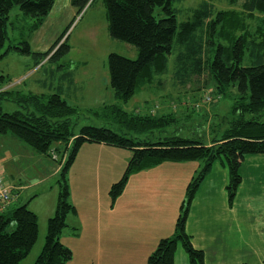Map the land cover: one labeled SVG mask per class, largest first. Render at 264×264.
<instances>
[{"label":"trees","instance_id":"trees-1","mask_svg":"<svg viewBox=\"0 0 264 264\" xmlns=\"http://www.w3.org/2000/svg\"><path fill=\"white\" fill-rule=\"evenodd\" d=\"M90 1L71 0V3L81 12ZM242 1L243 12L263 16L256 37L230 31L227 13L226 22L225 16L213 17L209 3H202L185 21L179 8L183 0H103L110 37L137 49L136 58L109 54V83L116 102L104 104L100 110L89 109L96 116H106L104 120L110 126L84 125L76 131L78 123L74 118L79 109L69 104L62 89L34 95L0 85V136L11 135L61 166L56 209L48 220L43 248L32 264H70L72 250L60 239L69 227L68 216L76 213L70 201L68 173L84 143L131 151L123 176L110 189L113 202L124 192L134 173L164 162H198L199 169L186 189L173 235L159 241L147 264H175L179 244L190 264H205L203 251L194 247L186 231L190 206L200 184L213 164L221 162L230 175L227 189L231 205L242 182L240 168L245 157L264 155V122L260 120L264 115V0ZM54 4L55 0H0V59L17 51L34 56L38 66L47 58L52 60L70 52L68 39L54 47L66 36L68 28L49 51H32L30 41ZM16 6L22 16L12 18L10 13ZM10 26L17 31L16 43L3 51ZM247 53L250 64L244 65ZM172 57H175L176 85L186 86L207 73L219 88L237 90L235 96H230V112L220 122L226 127L219 126L217 137L210 143L205 137L176 133L179 120L173 111L168 114L127 111L118 102L128 103L147 89L160 88V78L168 71ZM60 80L75 85L72 71L62 74ZM4 100L14 102L20 109L4 111ZM173 129L175 132L171 133ZM59 144L65 146L63 153L55 148ZM57 153L63 154L61 160L55 156ZM15 204L0 212V264H22L38 239L37 215L27 205Z\"/></svg>","mask_w":264,"mask_h":264},{"label":"crops","instance_id":"crops-1","mask_svg":"<svg viewBox=\"0 0 264 264\" xmlns=\"http://www.w3.org/2000/svg\"><path fill=\"white\" fill-rule=\"evenodd\" d=\"M76 12L78 9L71 0H55L31 40L32 51L44 53L59 35L60 31L51 32L54 27L63 26ZM73 81L75 92L79 87L77 79L73 77ZM74 97L80 100L84 94L75 93ZM24 153L34 158L37 165L39 155L29 146L11 135L0 136V168L8 181L20 189L14 203L21 201L30 188L25 185L23 169L12 168ZM130 156L128 150L103 144L84 143L79 149L68 173L70 201L76 213L69 215L67 222L77 226L81 235L72 238L64 230L60 239L72 249V264H146L159 241L173 235L186 189L197 171L195 166L199 165L164 162L132 174L124 192L114 202L110 191L108 197H103L99 193L100 183L112 187L119 181ZM252 162H264V155L245 157L241 167ZM240 173L242 182L231 205L226 187L216 184L219 180L212 182L210 173L190 206L186 231L194 247L203 251L205 264H264V195L256 194L253 189L244 193L246 179ZM259 173L264 172L252 170L250 185L258 183ZM93 185H97L96 190ZM207 186L210 188L206 189ZM56 205L57 199L56 203L51 201L47 205L38 239L22 264H32L41 252L47 223ZM244 249H252L253 256L245 258Z\"/></svg>","mask_w":264,"mask_h":264},{"label":"rangeland","instance_id":"rangeland-1","mask_svg":"<svg viewBox=\"0 0 264 264\" xmlns=\"http://www.w3.org/2000/svg\"><path fill=\"white\" fill-rule=\"evenodd\" d=\"M242 2V0H183L182 5L179 6L182 12L181 19L186 21L192 15V12L202 3H209L212 5L213 17L215 14L219 17L225 16L226 22L227 13V21L229 22L228 29L230 31L234 33L238 32V35L247 32L250 37H256V31L261 24V20H263V16L257 12L251 14L243 12L241 9ZM10 15L12 18L16 15L22 16L17 6L13 8ZM66 29V36L64 35L61 42L57 43L54 47L58 48L64 40L68 39L71 47L68 54L52 60H48L49 58H47L40 65L36 66L37 59L34 56L11 51L0 59V76H6L5 79L0 78V85L2 84L4 88L22 91L23 94L34 95H48L62 89L63 92L65 91L64 94L69 104L79 109L77 117L74 118L78 123L76 125V131H79L84 125L97 127L110 126L104 120L106 116L103 114L96 116L94 113L89 112V109L100 110L104 104L116 102L114 91L109 83V54L117 53L128 58H136L137 49L128 43L113 40L110 37L108 32L107 8L103 0H91L86 8L81 12H76L74 17H70L63 26H55L51 32L56 33L60 31L56 37L58 39ZM16 35L17 31L12 30L10 26L8 28V41L3 51L10 44L14 45L16 43L14 40ZM56 40L51 41L44 51H49ZM249 57L247 53L244 65L250 64ZM69 70H72L73 77L77 79L76 86L79 88L75 92L73 90L74 87L69 85L66 80H60L62 74L69 72ZM174 70L175 57H172L168 71L162 74L160 78V88L153 87L147 89L141 94L135 95L128 103L118 102L127 111L137 110L140 113L157 114H168L173 111L177 115L175 117L179 120L177 124L178 131L176 133L182 136L205 137V140L210 143L213 138L217 137L215 134L219 131L218 127H226V124L221 125L220 122L223 121V116L228 115L230 112L232 106L230 96H235L237 90L235 87H230L227 91L224 87L219 88L207 73H204L199 78H195L193 82L182 87L178 84L176 85L174 82ZM75 93H83L84 98L80 100L74 99ZM207 97H211L212 99L205 101ZM2 106L4 111L7 112L20 109L17 104L8 100H4ZM260 120L264 122V115ZM170 132L175 131L173 129ZM55 148L59 149L60 153H63L65 146L59 144ZM60 153H57V155ZM38 155L39 161L37 165H35L34 158H29L24 153L21 161L14 164L12 168L23 169L22 176L25 185L30 187L24 193L21 201L14 206L27 205L29 210L37 215L38 225H41L42 221H44L47 205L51 201L56 203V199L58 198V180L60 179L61 173L59 170L61 166L59 168L60 163L56 162L53 158ZM57 155H55L57 159L59 158L61 160L63 154L59 155V157ZM248 159L246 158V161ZM17 160L19 161L20 158L18 157ZM195 163L199 165L198 162ZM195 169L198 170L199 168L195 166ZM254 169L264 172V162L245 164L240 169V172L244 173L246 179L244 193L253 189L257 191L256 194L263 196L264 173H259L261 175L256 185L251 184L252 187L249 184V175H251ZM56 170L58 171L55 174ZM210 173L211 176L209 179L212 182L219 180V183L216 182V184L225 186L226 197H229L227 184L229 183L230 175L228 168L217 161L213 164ZM96 187L97 185H93V189L96 190ZM209 188L210 186L206 187V189ZM216 188L218 187L216 186ZM110 189L111 187L100 183L99 193L103 197H108ZM12 223L14 224V222ZM76 227L69 225L65 229L69 233L68 236L72 238L80 237L79 228L73 229ZM14 229L15 224L13 225ZM243 252L245 258H251L253 256L252 249H244ZM175 258L176 264H190L186 251L180 244L177 248ZM236 258H238V255ZM71 261L70 264H72Z\"/></svg>","mask_w":264,"mask_h":264},{"label":"built area","instance_id":"built-area-1","mask_svg":"<svg viewBox=\"0 0 264 264\" xmlns=\"http://www.w3.org/2000/svg\"><path fill=\"white\" fill-rule=\"evenodd\" d=\"M212 98L207 97L205 101H210ZM20 189L12 185L3 170L0 168V212L6 211L19 197Z\"/></svg>","mask_w":264,"mask_h":264}]
</instances>
